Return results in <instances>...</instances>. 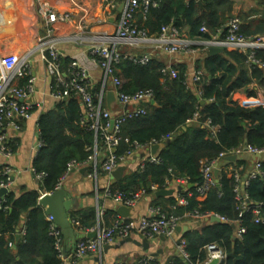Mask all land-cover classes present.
I'll return each instance as SVG.
<instances>
[{"label": "trees", "instance_id": "trees-1", "mask_svg": "<svg viewBox=\"0 0 264 264\" xmlns=\"http://www.w3.org/2000/svg\"><path fill=\"white\" fill-rule=\"evenodd\" d=\"M254 1V7L239 14L243 23L241 32L246 36L264 34V0ZM234 3V0H160L156 7L148 8L144 14L138 13L137 23L152 35H158L163 26L173 25L180 33L186 28L188 37L210 40L233 16ZM202 26L207 28V32H200ZM202 54L194 66V70L203 73L199 81L200 94L184 84L187 71L183 66H172L178 70L175 78H163L161 68L164 64L158 61L157 55L146 65L121 60L115 66V76L121 81L119 89L122 92L130 94L140 89H152L156 103L149 104L144 116L122 122V138L145 144L151 140L161 142L164 137H170V142L160 151V162L144 161L142 168L129 172L111 186L125 194L140 190L152 192L151 186L161 189L175 178H185L187 184L191 183L193 187L180 191L179 194L186 197L188 203L186 206H176V214L197 209L200 213L221 216L228 222L240 218L241 226L245 229L240 238L235 237L236 229L230 224L217 222L201 230L185 232L182 237L186 240L189 253L187 263L176 255L167 264L203 262L207 257L205 248L210 244L218 245L226 254L223 264H264V220L256 223L251 209L239 215L233 192L234 179L224 171L225 166L242 164L243 169L239 173L244 175L246 164L240 160L224 162L217 174L219 187H211L201 201L197 200L196 191L201 182V159L216 158L220 152L243 143L264 146V109L260 106L244 107L230 97L231 92L245 90L252 82L264 89V69L248 67L246 54L238 51L223 48L219 53ZM255 57L264 61V49H256ZM70 61L69 58H61L63 71L67 70ZM100 90V84L93 86L94 93ZM200 100L204 103L201 104ZM82 112L79 100L68 97L56 101L51 109L40 114L37 125L43 145L33 159L32 167L35 173L42 172L44 176L37 190L17 194L9 189L3 195L2 203L7 209L0 210V264H61L53 238L49 235V223L39 205V191L54 192L70 161L84 163L92 155L94 134L80 124ZM196 112L201 117L193 121ZM206 119L217 127L214 138L209 136L204 125ZM128 148L129 145L122 140L115 152L122 154ZM260 169L262 175L249 180L245 193L253 206L259 204L264 217V160H261ZM89 171H92V167ZM147 177L149 185L146 184ZM188 193L191 195L188 196ZM168 199L170 205H176L172 196ZM113 213L109 210L103 214V218ZM23 218L25 233L18 241L15 253L9 242L13 241ZM71 218L86 228L95 225L97 215L95 210L88 209L72 212ZM114 218L107 223L108 226ZM6 234L10 235L9 240L4 238ZM230 254L232 257H229ZM37 257L38 262L35 261Z\"/></svg>", "mask_w": 264, "mask_h": 264}, {"label": "built area", "instance_id": "built-area-1", "mask_svg": "<svg viewBox=\"0 0 264 264\" xmlns=\"http://www.w3.org/2000/svg\"><path fill=\"white\" fill-rule=\"evenodd\" d=\"M160 0H99L100 9L105 18H108L111 13L122 5L119 11L117 26L112 32H100L92 37L93 42L88 48L89 61L99 67L102 72V80L100 82L101 90L99 93L93 92V84L89 75V70L83 65L79 59L72 58L66 71L61 68V54L58 51L55 43L48 40L53 33L57 24L65 23L73 20V13L59 9L55 2L49 0H38L37 15L45 29L44 39L40 40L35 49L22 55H0V155L7 161L13 154V146L11 143L12 134H17L21 130V120H26L32 117V106L29 102V97L34 92L35 78L32 75L29 58L34 51H38L40 59L44 62L47 76L51 80L50 96L56 102L58 100L73 97L77 98L82 106L83 112L80 118V124L85 126L87 130L94 134L93 153L84 163L74 160L67 164L66 172L61 177L55 186V190L61 188L63 179L74 169L82 167L86 164L91 165L93 172L89 176H96L97 169L105 174H110L117 166L124 164L135 154L148 151L150 146L159 143L156 140H151L145 144L130 142L127 138H122L120 134V126L125 119L144 116L148 110L150 102L153 100L152 89H140L133 93H124L120 88L121 81L115 76V66L121 60H128L134 64L146 65L153 58L155 50L162 51L166 54H175L179 52L194 53L199 50L208 52L212 46H221L227 50L238 51L246 54V64L248 67L258 66L264 69V61L255 57L256 49H264V34L246 36L241 32L243 24L238 14L227 21L221 36V31L213 36L210 40H203L198 37L196 40H191L184 37L179 30L173 25H166L161 28L158 35L149 34L147 29L137 23V14H144L148 8L156 7ZM86 17L82 16L81 23ZM82 27V26H81ZM200 32H207V28L202 26ZM220 35V36H219ZM219 36V37H218ZM195 43H202L201 48H197ZM130 46L132 48H140L142 46H151L154 51L142 53L122 52L121 47ZM163 78H175L178 70L170 65H164L161 68ZM201 70H194L191 73H185L184 84L187 88H194L197 94H200L199 81L202 77ZM23 81V83H21ZM109 82L115 92L116 101L125 106L126 109L118 114H113L105 103L104 87ZM230 97L233 102L246 106V100L253 99L254 106H260L264 109V89L256 83H250L245 90L231 92ZM253 106V107H254ZM200 114L196 112L192 118L193 121L200 119ZM204 125L208 129L209 136L215 137L217 127L211 124L210 119L204 121ZM39 134V131H38ZM169 137H164L161 142H164ZM124 141L129 145L127 151L122 154H116L113 150L119 145L120 141ZM43 145L40 137L36 144L37 151ZM234 154L236 157L243 154H248L254 157L252 168L247 172L244 178L240 175V170L231 165L225 166L224 171L234 179L233 192L235 201L239 210V215L248 210H252L254 221L256 223L263 221V215L260 211L259 204L253 206V203L248 199L245 188L250 179L261 176L260 169L261 160L264 157V146L255 147L243 143L236 148L228 151H222L216 158L201 159L199 162V172L201 182L196 187L198 197H204L205 193L216 186L218 180L214 177V169L218 167V162L225 156ZM98 156L100 161L98 162ZM145 161L158 163L159 157L154 158L149 155ZM143 167L141 164L140 168ZM221 166H219V170ZM35 176L40 180L44 174L35 173ZM14 169L11 165H4L0 171V189H11ZM174 187L178 185H186L185 178H175L170 181ZM152 190L156 187L152 186ZM145 193L140 190L134 193H127L113 188L107 184L103 190V197L111 200L115 206L125 205L133 206L141 194ZM191 194L189 193L188 196ZM3 196L0 197V210H6L7 206L3 205ZM249 200V202H248ZM187 198L178 196L176 206H186ZM213 213H200L197 209L187 210L183 214L178 215L167 211L159 206L151 207L148 214L138 218L128 217L122 218L116 216L109 226H100L99 224L90 231H96L93 238H78L72 246L70 252L66 254L63 246V236L61 229L55 224L52 216L47 215L46 219L49 223V235L53 238L54 248L57 251V256L61 262L69 260L76 262L84 257L97 254L100 250L111 244L115 238L125 239L132 234H137L145 239H153L158 237L173 238L176 235V228L187 219L195 221L209 222ZM218 216V215H217ZM220 219L225 218L219 216ZM236 228V238H240L245 232L241 226L240 218L233 222ZM73 226H79L76 219H71ZM20 233L24 234L22 229ZM215 248V249H214ZM176 252L184 260L189 259V253L186 250V240L182 236L175 241ZM206 260L196 262L194 264H207L213 258L219 259V264H223L226 259V254L216 244L206 246ZM152 257L143 255L137 261V264H152ZM62 264V263H61ZM110 264H124L120 261H114Z\"/></svg>", "mask_w": 264, "mask_h": 264}, {"label": "crops", "instance_id": "crops-1", "mask_svg": "<svg viewBox=\"0 0 264 264\" xmlns=\"http://www.w3.org/2000/svg\"><path fill=\"white\" fill-rule=\"evenodd\" d=\"M5 0H0V13L7 9V11L12 10V14H15L10 20H6L3 15L0 14V55H15L22 56L31 50L35 49L39 41L44 39L45 29L42 26V22L37 15V4L38 0H22L23 5L18 6L19 0H8L9 4H13V9L11 7L3 6ZM55 2L59 9L70 11L73 13V20L57 24L54 28L53 33L49 36L48 40L55 43L58 51L62 58H76L79 59L83 65L89 70V75L93 85L100 84L103 76L102 70L94 66L89 61L88 48L93 42L92 37L100 32H112L117 26L118 19V8L113 11L108 18H105L100 9L99 0H49ZM238 0H234L233 14H235L239 7L236 6ZM256 5L255 1H250L248 6L254 7ZM4 8V9H3ZM86 17L81 23V17ZM18 17V18H17ZM17 20V21H16ZM8 26V27H7ZM82 26V27H81ZM6 27V28H5ZM5 28L4 30H2ZM6 31V32H5ZM3 32V33H2ZM181 34L191 40H196L198 37H188L187 29L183 28ZM24 35L27 39L22 36ZM8 40V41H6ZM22 45L25 47L23 48ZM202 43H195L197 48H201ZM122 52H133L142 53L147 51H154L151 46H142L140 48H132L130 46L121 47ZM154 55H157L158 61L162 62L164 65L170 66H183L186 68L187 73L194 71V66L197 58L201 57L202 51L199 50L194 53H184L179 52L175 54H166L162 51L155 50ZM30 67L32 75L35 78L34 82V92L29 97V102L32 106V117L26 120H21V130L17 134H12L11 143L13 146V154L7 161L0 155V171L4 165H11L14 169L12 175L13 183L11 189L15 193L19 194L21 191L38 189L39 179L35 176L32 171V162L37 155L36 144L39 139L38 134V118L40 114L51 109L55 103L53 98L50 96V85L51 80L47 76L45 70L44 62L40 59L38 51H34L30 58ZM106 90H113L112 85L107 82ZM105 103V97H104ZM106 105V104H105ZM255 102L253 99L246 100V106L253 107ZM126 109L125 106L121 105L119 102H114L111 105V112L113 114H118ZM141 153V152H140ZM138 155V154H135ZM134 155V156H135ZM150 155L149 150L145 151V156L143 158H137L134 163L128 164L126 167V174H123L122 178L126 176L129 172L135 171L140 168L141 164L148 159ZM133 157V156H132ZM131 157V158H132ZM130 158V159H131ZM98 162L100 161L98 156ZM129 159V160H130ZM236 160L244 162L247 166L246 173L241 175L243 178L246 176L247 172L252 168L254 157L248 154H243L238 156ZM264 160V157L262 158ZM232 167L238 170L243 169V165ZM86 168L83 172H80L81 168ZM91 165L86 164L82 167L72 170L62 181L61 187H65L67 192L70 193L71 198L74 200V209L70 212L83 211L88 209H93L96 212L97 218L96 223L93 227L83 228L81 226H73L75 231L79 234L86 235L90 230L96 227L98 224L100 226H106L110 223L114 216L117 214L106 215L103 218V214L107 211H114L115 204L103 197V190L107 184L112 185L114 180L110 178L109 174L100 172L96 176H89L93 172L89 171ZM1 177V175H0ZM121 178V179H122ZM149 177H147L146 184L150 183ZM117 182V181H115ZM152 187V186H151ZM156 187V186H154ZM165 188H176L171 182ZM157 190V187H156ZM153 190L152 192H145L139 196V198L134 203L132 215L133 218H138L148 214L151 207L159 206L167 211L176 214V207L172 208L170 205L169 197L171 196H161L155 197ZM179 191H175L172 197L177 200ZM40 197L44 194L43 191H39ZM189 194V193H188ZM39 197V198H40ZM204 197H198L197 200L201 201ZM176 204V203H175ZM179 206V205H178ZM43 213L45 215V209ZM178 214V213H177ZM181 215V214H179ZM72 219V218H71ZM47 220V219H46ZM264 220V217H263ZM211 224V222L206 221H195L187 219L180 225L182 228H186V231H182L173 238L161 237L146 239L150 241V246L148 251H144L141 246L137 245L133 241H124V239L115 238V240L104 246L99 253L91 254L83 259L70 262L69 260L62 261V264H110L114 261H120L124 264H137V261L143 255H149L152 257V264H167L170 259L176 256L175 241L178 237L183 236L187 231L201 230L204 226ZM108 226V225H107ZM24 229V218L19 224L16 233H19V238L16 242L14 235L13 241L9 242L12 250L16 253V245L19 240L22 239L24 234L20 231ZM236 229V228H234ZM15 233V234H16ZM10 235H4L5 240H9ZM135 242H141L143 237L132 234L130 236ZM158 252L157 256H153L151 253ZM207 255V251H206ZM18 259V258H17ZM39 258H36L38 262ZM36 264V263H31Z\"/></svg>", "mask_w": 264, "mask_h": 264}, {"label": "water", "instance_id": "water-1", "mask_svg": "<svg viewBox=\"0 0 264 264\" xmlns=\"http://www.w3.org/2000/svg\"><path fill=\"white\" fill-rule=\"evenodd\" d=\"M200 3V1H199ZM123 4H120L118 7V11L121 10ZM224 29H222L221 33ZM220 36V35H219ZM218 36V37H219ZM223 51V47L221 46H212L209 48L210 54H215ZM105 97V104L106 107L111 110V105L116 102V96L114 90H106L104 93ZM67 98H64L63 100H66ZM151 105H155V101L152 100ZM200 103L203 104L204 101L200 100ZM170 142V137L166 139L164 142H159L156 144H153L149 148L150 156L157 158L159 156L160 151L164 148L165 145H167ZM115 150H113L114 152ZM145 156V152H141L138 155L133 156L130 160H127L124 164H121L117 166L113 171L110 172V178L114 181H120L123 174H126V167L128 164L134 163L137 158H143ZM100 159V158H99ZM237 157L232 154L225 156L221 161L218 162V167L214 169V177L217 179V174L219 171V166H222L224 162H234L236 161ZM86 168H81L80 172H83ZM193 187V184L188 183L187 185H178L176 188H161L157 189L154 192L155 197H161V196H172L175 191H184L186 188ZM216 187H219L218 182L216 183ZM7 192L6 188L0 189V197L3 196ZM249 202V200H248ZM74 200L71 198V195L69 192H67L65 187H61L58 190L52 192V193H44L39 198V205L45 209V214L50 215L53 217L55 224L61 229V233L63 236V246H64V252L68 254L74 245L75 241L78 238H93L96 235V231L89 232L86 235L79 234L75 231L73 225L71 224V216L70 212L74 209ZM133 207L131 206H125V205H118L115 206L114 212L122 217V218H128L132 215ZM209 221L211 223L217 222V223H224V224H230L232 228H235V224L233 222H228L226 220H222L217 215H213L210 217ZM186 231V228H182L181 226H178L176 228V233L179 234L180 232ZM16 242L19 238V233L15 234ZM162 239H165L164 237H161ZM124 241H133L137 245L141 246L144 251H148L150 246V241L143 239L141 242H135L132 240L131 237H127L124 239ZM108 247V246H106ZM215 249V248H214ZM154 257L157 256L158 252L151 253ZM176 255H179L176 252ZM229 257H232L230 254ZM185 263H187V260H184ZM207 264H219V259L213 258L211 261H209Z\"/></svg>", "mask_w": 264, "mask_h": 264}, {"label": "rangeland", "instance_id": "rangeland-1", "mask_svg": "<svg viewBox=\"0 0 264 264\" xmlns=\"http://www.w3.org/2000/svg\"><path fill=\"white\" fill-rule=\"evenodd\" d=\"M250 1L252 2V0H238L237 3H236V6H238L239 9H238V11L235 14H238L239 15L241 12H245V11L249 10L251 8L250 6H248V4H249ZM22 3H23V1L22 0H19L18 6H22L23 5ZM22 36H24V35H22ZM26 37L24 36L23 39L24 38L26 39ZM6 41H8V40H6ZM26 41H27V39H26ZM20 46H22L23 48H25L22 45V43H21Z\"/></svg>", "mask_w": 264, "mask_h": 264}, {"label": "bare ground", "instance_id": "bare-ground-1", "mask_svg": "<svg viewBox=\"0 0 264 264\" xmlns=\"http://www.w3.org/2000/svg\"><path fill=\"white\" fill-rule=\"evenodd\" d=\"M12 1V0H11ZM13 5V4H12ZM12 5L11 4H9V1L8 0H5L4 1V4H3V6H6L7 8H8V6L9 7H11L10 9H13V7H12ZM4 9V8H3ZM7 10H9V9H7ZM7 10H5L4 12H3V14H1V15H3V17L6 19V20H10L12 17H14L15 16V14H12V10H10V11H7ZM18 18V17H17ZM17 21V20H16ZM8 27V26H7ZM6 28V27H5ZM5 28H3L2 30H4ZM6 32V31H5ZM3 33V32H2Z\"/></svg>", "mask_w": 264, "mask_h": 264}]
</instances>
